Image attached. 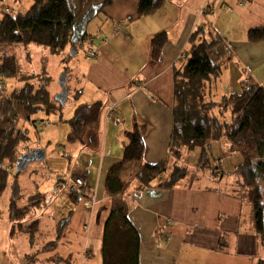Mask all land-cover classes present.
I'll return each instance as SVG.
<instances>
[{"label": "crops", "instance_id": "0c3cea01", "mask_svg": "<svg viewBox=\"0 0 264 264\" xmlns=\"http://www.w3.org/2000/svg\"><path fill=\"white\" fill-rule=\"evenodd\" d=\"M98 6L89 7V21L77 28L79 36L83 31L87 34V41L67 50L68 60L76 62L72 96L76 95L78 105L100 103L102 109L99 124L87 136V146H81L82 152L96 150L90 174L78 177L92 204L86 208L83 197L72 204L74 210L60 241L66 251L57 252L60 259L101 264V256L95 262L92 259L96 250L100 253L103 226L114 203L105 194L106 173L120 162L128 143L126 133L135 127L143 130L144 157L126 167L127 187L118 200L126 204L127 221L139 237V264H256L264 259V239L254 232L253 211L244 192H229L230 185L220 189L218 183L225 174L234 173L240 162L238 156L229 154L225 138L210 146L211 156L217 158L210 174L204 170L208 161L201 162L196 149L183 150L176 164L191 155L200 172L187 171L172 189L142 188L136 179L129 180L143 164H158L170 157L174 73L187 61L193 30L208 25L221 38L210 59L224 79L232 72V58L248 76L264 61V42L251 44L246 38L248 31L264 26V0H163L161 7L144 15L137 12L138 0H113L102 10ZM161 33L166 35V44L160 60L151 61L150 41ZM78 47H82L80 55ZM246 80L260 85L253 77ZM245 81L234 86L239 89ZM64 84L67 88V80ZM71 91L67 88L64 97ZM208 99L212 100L210 93ZM111 106L115 112L107 118ZM26 149L21 150L25 153ZM38 154L40 160L46 159L44 153ZM49 256H38L39 264H47Z\"/></svg>", "mask_w": 264, "mask_h": 264}, {"label": "trees", "instance_id": "16d2710c", "mask_svg": "<svg viewBox=\"0 0 264 264\" xmlns=\"http://www.w3.org/2000/svg\"><path fill=\"white\" fill-rule=\"evenodd\" d=\"M3 1L0 0V3ZM31 1V7L24 14L3 12L0 20V46L33 45L45 49L51 55L64 53L71 46H82L87 41V34L83 31L79 36L77 28L89 21V7L99 3L98 9L102 10L113 0H75L74 10L68 0ZM162 3L163 0H138L137 12L139 15L151 13L161 7ZM166 41L164 33L151 39V61L160 60ZM247 41L251 44L264 42V26L248 31ZM220 43L221 38L208 25L197 26L191 33L186 52L187 61L181 71L174 73L170 157L158 164H143L139 172L130 176L129 180L136 179L142 188L172 189L187 175L186 168L176 164L183 150H201L202 162L208 155L209 142L225 138L229 154L240 158L234 173L238 176L239 191L244 192L251 205L254 232L264 239V89L242 83L238 91L220 103L208 99L206 88L220 75L210 55ZM0 61V76L16 74L13 57L5 55ZM16 78L21 87L15 89L11 96L28 120L34 111L43 110L49 114L61 110V105L49 97L51 78L45 70L38 75L18 73ZM63 89L67 91L65 84ZM77 99L75 95L74 101ZM101 109L100 103L78 105L68 121L67 141L87 146V136L99 124ZM222 111L229 112V120L224 119ZM126 138L128 143L120 162L109 168L105 178V194L114 203L103 226L101 264H139V237L127 221L126 204L118 199L127 187L123 177L126 167L143 160V130L135 127L126 133ZM27 142V130L17 129L14 119L5 128H0V198L7 188L10 168L17 162L19 171L22 167L21 148ZM66 197L69 202L76 204L82 197L89 198V195L82 187L76 192H68ZM28 200V205L21 208L11 201L8 214L13 222L12 234L17 230L32 241L38 222L27 225L25 218L35 206L41 205V197L37 195ZM71 215L72 212L56 227L54 241L48 242L34 254L25 255L26 264H39L38 256L42 254H50L47 264H72L68 259H60L55 252L64 238ZM256 264H264V259Z\"/></svg>", "mask_w": 264, "mask_h": 264}, {"label": "rangeland", "instance_id": "374dc122", "mask_svg": "<svg viewBox=\"0 0 264 264\" xmlns=\"http://www.w3.org/2000/svg\"><path fill=\"white\" fill-rule=\"evenodd\" d=\"M68 1L74 10L76 1ZM31 5V0H4L0 3V20L3 17V12L12 15L24 14ZM80 48L82 47L76 48L79 55L82 52ZM67 50L72 49L68 47L64 53L51 55L45 49L33 45L0 46V59L5 55L13 57L16 72L14 76H0V128H5L14 119L15 127L23 131L27 130L28 135L27 151L23 152L21 158L23 159L22 167L19 171V162H17L10 168L13 171H10L7 188L4 195L0 198V264H26L24 263L25 255L36 253L45 244L55 240L56 227L59 226L60 221L67 218L70 212L73 213L74 210L72 203L66 197L67 193L75 184V180L78 177H86L85 175L88 172L90 174L92 167L96 164L95 149L85 148L88 151L82 152L81 148L83 147H81V144L67 141L69 132L68 121L73 117L74 110L79 104V102H76L78 99L74 101V94L73 96L71 94L76 87L72 71L75 69L76 62L73 63L68 60L67 54L70 51ZM231 67L232 72L226 77L227 80L220 73L206 88V92L211 94V99H214V102L220 103L224 97L227 98L232 92L238 91V87L234 86L235 83H238L239 80L245 81L248 77H253L258 84L260 83L259 86L264 89V61L261 63L260 68L255 69L254 72L253 69L252 73L251 71L247 72L248 76L237 69L235 58H232ZM43 70L51 78V84L48 88L49 97L51 100L61 104L63 110L62 112L61 110H55L54 113L49 114L43 110L34 111L29 115L28 120L24 111L14 103L11 96L15 89H20L21 87L16 77L18 73L38 75ZM74 72L76 71L74 70ZM63 78L67 80V88L72 90L66 97L62 96ZM249 81L252 82V78ZM213 82L215 83L213 84ZM245 84H249L248 80L245 81ZM8 100H10L9 104ZM6 104L9 105L8 108ZM223 115L224 119L229 120L228 111L223 112ZM212 143L211 141L209 142L208 155L204 159V162L208 161L209 165L204 170L209 174L211 169L215 168L216 165L213 162L217 159L211 156L210 146ZM195 150L185 151L190 153ZM38 152L47 155L46 159L40 160ZM221 159L227 165L230 164L223 157ZM181 165L182 167L185 166L190 174L196 175L199 171V169L194 167L191 155H188L187 161L185 159L180 160L179 166ZM217 171L218 174L222 173L221 169ZM215 178L218 181V177ZM237 180L238 176L236 173H227L223 182L218 181V183L220 184V189L230 185V188H228L230 192L234 189L239 190V186L236 184ZM37 195L41 197V205L35 206L25 218L27 225L34 221L38 222L34 238L30 241L25 234L17 230H14L12 234L11 227L13 222L10 221L8 214L9 203L14 201L16 206L21 208L28 205V199ZM58 247L59 249L56 252L63 254L66 251V249L61 248V243L58 244ZM72 253L76 255V251L72 250ZM100 256V253L96 250L92 262L100 260ZM38 259L40 260L41 258L38 257ZM85 263L92 264L90 261Z\"/></svg>", "mask_w": 264, "mask_h": 264}, {"label": "built area", "instance_id": "2783aa9c", "mask_svg": "<svg viewBox=\"0 0 264 264\" xmlns=\"http://www.w3.org/2000/svg\"><path fill=\"white\" fill-rule=\"evenodd\" d=\"M246 0H243V2H245ZM89 53V55H91L92 53V48L90 47L89 50L87 51ZM115 112V107L114 106H111L108 108V110L106 111L105 113V116L107 118H111L112 117V114ZM83 187V181L80 179V178H77L75 180V184L70 188L69 192H76L78 191L80 188ZM82 203L83 205L86 207V208H90L91 207V204H92V201H90L88 198H83L82 199Z\"/></svg>", "mask_w": 264, "mask_h": 264}, {"label": "water", "instance_id": "95a60500", "mask_svg": "<svg viewBox=\"0 0 264 264\" xmlns=\"http://www.w3.org/2000/svg\"><path fill=\"white\" fill-rule=\"evenodd\" d=\"M65 94H66V90H63V94L62 95L65 96Z\"/></svg>", "mask_w": 264, "mask_h": 264}]
</instances>
